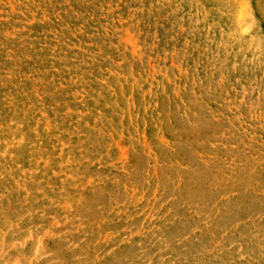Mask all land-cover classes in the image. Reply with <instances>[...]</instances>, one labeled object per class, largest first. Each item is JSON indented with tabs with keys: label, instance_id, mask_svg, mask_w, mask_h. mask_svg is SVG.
Here are the masks:
<instances>
[{
	"label": "rangeland",
	"instance_id": "374dc122",
	"mask_svg": "<svg viewBox=\"0 0 264 264\" xmlns=\"http://www.w3.org/2000/svg\"><path fill=\"white\" fill-rule=\"evenodd\" d=\"M0 264H264V0H0Z\"/></svg>",
	"mask_w": 264,
	"mask_h": 264
}]
</instances>
